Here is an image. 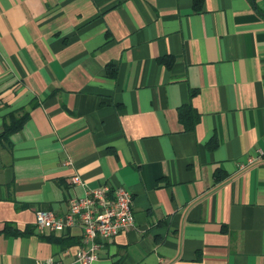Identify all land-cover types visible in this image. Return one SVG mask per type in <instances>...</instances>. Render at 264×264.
I'll return each instance as SVG.
<instances>
[{"label": "crops", "instance_id": "1", "mask_svg": "<svg viewBox=\"0 0 264 264\" xmlns=\"http://www.w3.org/2000/svg\"><path fill=\"white\" fill-rule=\"evenodd\" d=\"M10 112L26 119L0 139V230L29 233H0V264H76L79 227L52 233L61 249L33 213L102 183L130 192L133 227L91 264H264V156L246 163L264 150V0H0V131Z\"/></svg>", "mask_w": 264, "mask_h": 264}, {"label": "built area", "instance_id": "2", "mask_svg": "<svg viewBox=\"0 0 264 264\" xmlns=\"http://www.w3.org/2000/svg\"><path fill=\"white\" fill-rule=\"evenodd\" d=\"M261 156H264V150L257 149L254 156L246 158V163ZM64 164H70L69 159L66 158ZM237 166L240 169L244 163ZM69 180L72 184L82 185L76 174H72ZM131 204V194L123 186L102 183L94 188H84L81 196L69 197L63 214L36 209L33 224L39 234L64 233L70 227H79L80 238L73 252V260L76 264H91L97 258L96 252L100 245L97 239L108 241L117 233L133 227ZM37 264L62 263L49 258Z\"/></svg>", "mask_w": 264, "mask_h": 264}, {"label": "trees", "instance_id": "3", "mask_svg": "<svg viewBox=\"0 0 264 264\" xmlns=\"http://www.w3.org/2000/svg\"><path fill=\"white\" fill-rule=\"evenodd\" d=\"M203 0H191V9L194 12H198L201 9V4ZM161 63L164 65H168L171 62V58L164 56L158 59ZM105 74L107 76H112V69H110V65H107L105 68ZM194 94V91H189L188 98L192 97ZM33 104H31L32 106ZM198 114L193 109V107L190 105V103L187 101L183 105H180L177 107V119L182 124L184 131H192L194 125L198 121ZM26 119V114L21 113L19 115H15L14 112H10L7 115V118L4 119L2 124V130L0 131V139L3 141H6L8 139V135L12 132L18 130L23 122ZM211 139L207 142V148L211 149L213 148L214 144L210 143ZM224 177V174L218 170L214 172V179L220 180ZM0 233L3 236H7L8 234L13 235H21V234H27L29 232L24 231H18L15 228H13L11 225L5 224L2 230H0ZM38 238L53 244H57L61 249L66 248L70 244H72L71 237H68L67 235H59L56 236L52 233H46V234H40L38 235Z\"/></svg>", "mask_w": 264, "mask_h": 264}]
</instances>
